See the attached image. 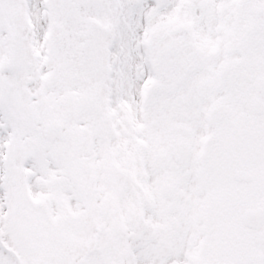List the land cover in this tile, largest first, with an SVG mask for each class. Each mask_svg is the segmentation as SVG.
Returning <instances> with one entry per match:
<instances>
[{
  "label": "snow or ice",
  "instance_id": "1",
  "mask_svg": "<svg viewBox=\"0 0 264 264\" xmlns=\"http://www.w3.org/2000/svg\"><path fill=\"white\" fill-rule=\"evenodd\" d=\"M0 264H264V0H0Z\"/></svg>",
  "mask_w": 264,
  "mask_h": 264
}]
</instances>
